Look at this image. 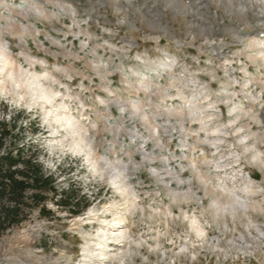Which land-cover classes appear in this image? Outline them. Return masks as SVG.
Masks as SVG:
<instances>
[{"label": "rangeland", "instance_id": "rangeland-1", "mask_svg": "<svg viewBox=\"0 0 264 264\" xmlns=\"http://www.w3.org/2000/svg\"><path fill=\"white\" fill-rule=\"evenodd\" d=\"M0 33L16 68L45 75L86 119L94 145H51L41 101L0 95L27 154L90 201L78 216L53 201L52 218L27 211L0 239V264H100L114 204L126 243L104 264H264V0H0ZM97 156L122 162L123 196ZM223 181L248 207L218 208Z\"/></svg>", "mask_w": 264, "mask_h": 264}, {"label": "bare ground", "instance_id": "bare-ground-1", "mask_svg": "<svg viewBox=\"0 0 264 264\" xmlns=\"http://www.w3.org/2000/svg\"><path fill=\"white\" fill-rule=\"evenodd\" d=\"M35 4H36L35 9L41 12V8L39 7V5L37 3H35ZM4 38H5L4 35H2L0 33V95L7 97L11 93H13V91H18L17 92L18 98H24L28 93L32 97V99L37 98V100L41 101L42 109H46V110H44L45 111L44 114H46L45 115L46 118H44V119L46 120L48 118V116H50V115L53 116L51 118V121L46 122V125L51 129V133H50L51 134L50 138H52V140H50L51 141L50 143H52L51 145L59 146L58 144H60L62 142V140H64V138H65V139H67L68 143L66 145L63 144L61 146H63V147L67 146L69 148L68 152L72 151L75 154H78V155L82 154L83 155L87 151V149L88 148L90 149V147L93 145L92 141L88 137L90 131L87 129L86 124L83 123L86 119L85 118L80 119L78 117H75L73 114V111L69 108V106L66 103H64L62 99H60L59 92L54 91L51 86H48L49 84L46 85L45 82L44 83L42 82L44 80H41V79H43V77L45 75H40V74H37L36 72H31V71H19L16 68L17 65H15V62L13 61L14 58L12 59L11 52H10L9 48L6 46ZM263 53L264 52H262L261 54H263ZM46 76L47 77L49 76L50 78H52V76H50L49 73H47ZM10 86L12 87V89H10ZM23 89H24V92H20ZM29 95H28V97H29ZM19 101H21V100H19ZM29 104H27V105H29ZM33 106H34V104H33ZM36 108H37V106H36ZM206 108H208V107H206ZM40 109H41V107H40ZM144 116H145V114H144ZM212 133L213 134L217 133V130L212 129ZM60 137H64V138L63 139L61 138L62 140H59L58 138H60ZM93 147H94V145H93ZM55 148H57V147H55ZM64 149L67 150L66 148H64ZM61 150H62V147H61ZM257 158H259V157H257ZM100 160H101V157L97 156V160H95V163H93V161H92V165L94 164L95 169L97 166H99L100 168H97V170L98 169H99L98 171L103 170V172H104L105 167H108L109 178H110V181L112 182V185H118L119 187H117V189H118V191H120V196H123L124 195L123 193L125 191H128L130 184H127L128 182L124 183V180H122V178L124 176V174H123L124 168H123L122 162L118 159L114 162H109L107 160L105 161L103 159V161H105L106 163H105V165L102 166L100 163ZM88 163H91V161ZM219 167H221V166H218V168ZM229 168H231V167H229ZM98 171H96V172H98ZM95 176H97V175H95ZM200 179H202L204 181V183H206V185H208V183H210L209 181L212 178L210 176L201 174ZM247 182H249V181H247ZM123 183H124V185H123ZM233 187H235V186H233ZM220 190H222V193H220L219 198L221 197L222 200L220 201L219 199H216L217 200L216 204L220 206L218 208L226 210V206H230V208H232V212H233L235 210V206H240L242 208L248 207V205L239 197V195H236L237 191L235 192L234 188L227 185L226 181L222 182V185H220ZM244 192L247 193L248 195H251V194L254 195V194L258 193V191L256 189H246V190H244ZM185 196H187V195H185ZM110 207H113V209H109L110 210L109 212L113 217V220L112 221L110 220L111 222L108 223L107 229L105 231H103V233L100 235V237H101V239L107 238L108 241L113 240V242L118 243V242H121L122 238H125V236L121 233H123V231H126L127 229L126 230L124 228L122 229V227L120 226V222H118L119 218H118V212L116 210L117 207H115V204H114V206L112 205ZM252 207L256 209V206L255 207L252 206ZM117 209H119V208H117ZM216 212H218V210H216ZM119 217H121V216H119ZM121 219H122V217H121ZM121 219H120V221H121ZM190 229H191L192 233L194 234V236L199 241L204 240V238L206 236V228L202 225V223L197 219L196 216L193 217V219L190 221ZM102 244L103 243H100V242L96 244L97 246H99L98 251L100 249H103L104 253L101 254L102 256L104 255L105 257L106 256L108 257L109 252H111L112 250H118V251L120 250V249L116 248V244H114V245H110V244L102 245ZM191 245H193V244H191ZM92 253H89V254H92ZM84 258H85L84 264H89V261H90L89 256H85Z\"/></svg>", "mask_w": 264, "mask_h": 264}, {"label": "trees", "instance_id": "trees-1", "mask_svg": "<svg viewBox=\"0 0 264 264\" xmlns=\"http://www.w3.org/2000/svg\"><path fill=\"white\" fill-rule=\"evenodd\" d=\"M20 130L17 118H0V239L7 230L25 221L29 210L40 209L45 217L52 218L54 213L45 207L48 201L74 216L90 205L88 198L79 199L80 191H74L72 186L66 191L57 186V173L45 171L37 161L38 150L27 154V148L32 151L33 146L21 142Z\"/></svg>", "mask_w": 264, "mask_h": 264}]
</instances>
